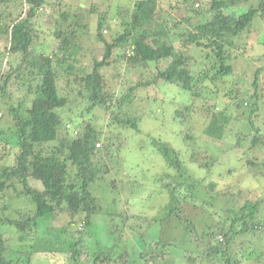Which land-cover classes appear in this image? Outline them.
<instances>
[{
    "label": "trees",
    "instance_id": "obj_1",
    "mask_svg": "<svg viewBox=\"0 0 264 264\" xmlns=\"http://www.w3.org/2000/svg\"><path fill=\"white\" fill-rule=\"evenodd\" d=\"M14 1L0 0V38L7 44L0 50V112L5 109L11 120L7 130L0 128V163L9 156L13 158L0 169V264H31L34 244L13 249L12 243L31 244L46 220L61 228L54 233L47 231L41 239L54 234L70 241L66 247L70 254L67 264H114L115 259L105 252L89 261L82 241L85 227L101 214L102 197L96 191L100 193L101 187L107 186L120 148V144L113 148L115 141L104 135L98 121L106 115L108 125L138 132L140 115L130 106L136 91L145 86L161 82L189 93L190 102L176 108L172 120L184 124L196 114L203 115V134L212 141L222 140L227 134L230 121L236 118L234 111L247 114L242 121L245 127L237 130L235 143L230 145L233 149L245 148L246 167H261L264 174V120L261 124L256 93L259 69L252 82L255 93L250 97H240L238 89L229 90V101L223 107L216 97H203L204 83L215 84L232 74L230 50L234 39L264 17V0H254L244 10L240 3L248 0H210L200 7L196 2L201 0H184L187 12L181 20L165 19L156 0H138L132 7L115 10L121 31L111 42L103 35L110 28V10L105 8L99 11L96 24V38L103 45L102 60L91 65L80 61L87 52L82 47L87 40L82 35L86 34L85 25L66 21L68 14L63 11H58L53 19L48 14L54 7L53 0H16L13 10ZM90 11L98 12V5H92ZM44 17L48 23L54 20L51 31L56 44L50 52L35 49L43 32L35 20ZM193 50L207 51L206 66L197 77L192 74ZM160 61L166 64L165 68L145 82L127 83L119 75L121 63L137 70ZM108 68L121 88L119 94L106 88ZM72 99L81 104L84 100V110H68ZM65 108L67 113L63 114ZM149 114L154 116L152 111ZM190 139L188 135L182 138L186 143ZM151 146L174 171L165 172L162 177L168 180L163 185L167 193L163 219L184 223L192 244H196L186 249L184 260L188 264L254 261V255L244 253L243 244L248 236L256 248L264 243V195L239 206L229 197L212 196L216 183L202 184L205 177H197L187 164L208 170L217 162L215 155L191 146L186 164L179 151L167 142L153 138ZM231 172L229 168L228 173ZM110 182L114 188L115 179ZM238 195L241 196L239 192ZM186 204L202 210L196 220L186 214ZM107 216L116 218L118 214ZM8 230L15 232L14 238L6 237ZM240 239L241 248L237 250ZM204 241L208 242L207 248H202ZM162 246L165 249L171 243L163 242ZM163 253L144 255V264L164 260ZM260 257L262 254L256 256L257 264H262ZM120 258L122 255L116 257L117 261Z\"/></svg>",
    "mask_w": 264,
    "mask_h": 264
},
{
    "label": "rangeland",
    "instance_id": "obj_2",
    "mask_svg": "<svg viewBox=\"0 0 264 264\" xmlns=\"http://www.w3.org/2000/svg\"><path fill=\"white\" fill-rule=\"evenodd\" d=\"M136 1L138 0H53L56 10L53 7L48 14L53 15V19H56L58 11H63L68 14L66 21L76 20L82 26H86L83 28L86 34L82 35L87 40L83 42L82 47L87 52L86 57H81L80 61L83 64L89 63L91 65L95 61L102 60L103 45L96 38L99 11H103L105 8L110 10L107 21L110 28L104 31L103 35L108 42H111L117 33L121 31L120 22L116 20V15H114L115 10L118 7H132ZM156 1L165 19L181 20L186 15L184 0ZM209 2L210 0H201L196 3L200 7L204 4L207 5ZM15 3H17L16 0L12 2L13 10ZM252 3H254V0H248L246 4L242 1L240 6H243L242 9L244 10ZM96 4L98 5V12H91V6ZM15 11L18 12V9H15ZM35 24L43 31L40 40L36 41L35 49L50 52L56 44L51 31L54 20L48 23L45 21V17L39 18L35 20ZM5 45H7L6 40L0 38V50H3ZM230 51L231 65L233 66L232 74L215 84L209 81L204 83L203 97L204 95H209L212 99L216 97L222 103V107L229 101V97L226 95L229 90L238 89L240 97H250L255 93L252 82L256 70L259 69L256 93L259 98L257 101L259 103V118L261 124H263L264 17L258 18L246 31L235 38L234 47ZM205 54H207V51L193 50L191 52L195 62L192 66V74L195 77L206 66ZM165 66L166 64L160 61L155 64H148L143 69L131 70L126 64L121 63L118 65V69L124 82L135 83L136 81L145 82L151 79L155 76L157 70L164 69ZM109 68L105 69L106 88L119 94L121 88L117 83L118 81L112 78L111 69ZM9 89L13 91L12 86ZM75 90L76 88L72 86V91ZM190 99V94L184 90L173 85L157 82L156 86H145L138 89L131 100L133 104L130 106V110L135 108L140 115L138 132L121 130L118 127L108 125L106 115L99 118L98 123L103 126L104 135L115 141L113 148L115 149L118 144H120V148L110 177V179H115L116 184L113 188L110 179H108L107 186L101 187L103 191L100 193L96 191L102 197L99 203L103 209H101L98 218H93L91 224L87 225L83 231L82 241L88 250L86 255L89 261L90 257L94 258L100 252H105L107 256H111V259H115L114 264H144V255L152 254L156 256L161 255L160 253L164 251L162 255L164 260L160 259V261H156V264H188L184 260V253L186 249H192L193 244H196L194 242L192 244L189 229L184 223L175 219H163V207L167 203V193L163 185L168 180L162 177L165 172L173 173L174 171L167 167L160 155L151 146V139L153 138L167 142L171 147L177 149L180 158L186 164L189 163L188 159L192 153L191 146H194L200 152L208 151L210 154L215 155L218 158L217 162L214 166L211 165L208 170L187 164L189 170L191 168L197 177H205L202 184L216 183V188L211 191L210 195H216L220 199L229 197L238 206L248 200L255 201L259 197H263L264 174L261 173L263 169L261 167L253 170L247 168L245 148L233 149L230 145L235 143L237 130L245 127L242 121L246 119L247 114L243 115L241 111L237 113L234 111L232 114L236 118L230 121L227 134L222 140L212 141L203 134L206 124L203 115L196 114L184 124H178L172 120L175 109L189 103ZM155 100L156 102H154ZM12 102L15 105L17 104L16 101ZM83 102L81 104L79 101L72 99L68 110L70 107V110L80 113L84 110L85 104ZM150 111L154 116H150ZM65 113H67L66 108L63 110V114ZM141 114L143 115L141 116ZM1 115L0 128L7 130L11 120L5 109L1 110ZM95 116L99 117V113H96ZM186 135L191 137L188 143L182 140ZM115 137L118 139L114 140ZM227 147H229V150ZM1 148L0 145V151ZM101 148H103V145L100 143ZM255 153V155L258 154ZM249 155L254 154L250 152ZM260 155L259 153L258 157L262 158ZM12 160L11 156L7 157L0 163V169L10 164ZM229 168H232L233 172L228 173ZM238 192L241 196H236ZM184 209L192 220H196V217L202 213L200 208H193L191 204H186ZM107 213H116L118 217H108ZM40 228L42 231H39V234L31 240V244L29 241L18 242V245L12 243V248L29 246L33 243L31 264H67L70 254L66 251V247H68L70 241H65L54 234L41 239L47 231H53V233L59 231L61 228L59 224L49 223L46 220L40 224ZM111 229H115V231L111 232ZM5 233H7L6 237L14 238V231L8 230ZM247 240L248 242H246ZM247 240L245 238L243 244V246H246V252L244 253L248 254L250 252L255 259L257 255L262 254L259 261L264 264V243L260 246L262 248H256L251 242L254 240L250 236L247 237ZM241 241L242 239L237 241V247H235L237 250L241 248V245L239 246ZM163 242H169L171 246L164 249ZM202 245V248H207L208 242L204 241ZM121 255L122 258L117 261L116 257ZM255 259L246 264H257L258 259ZM196 263L198 264V262Z\"/></svg>",
    "mask_w": 264,
    "mask_h": 264
},
{
    "label": "clouds",
    "instance_id": "obj_3",
    "mask_svg": "<svg viewBox=\"0 0 264 264\" xmlns=\"http://www.w3.org/2000/svg\"><path fill=\"white\" fill-rule=\"evenodd\" d=\"M151 264V263H150Z\"/></svg>",
    "mask_w": 264,
    "mask_h": 264
}]
</instances>
